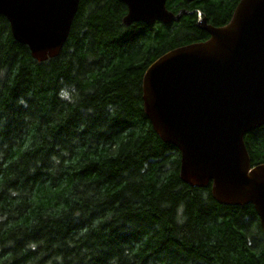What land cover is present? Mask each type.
<instances>
[{
    "label": "trees",
    "instance_id": "1",
    "mask_svg": "<svg viewBox=\"0 0 264 264\" xmlns=\"http://www.w3.org/2000/svg\"><path fill=\"white\" fill-rule=\"evenodd\" d=\"M239 0H166L176 21L125 26L120 0H80L56 57L34 60L0 16V264H264L252 204L180 179L154 132L142 79L206 40ZM244 143L264 164V126Z\"/></svg>",
    "mask_w": 264,
    "mask_h": 264
},
{
    "label": "water",
    "instance_id": "2",
    "mask_svg": "<svg viewBox=\"0 0 264 264\" xmlns=\"http://www.w3.org/2000/svg\"><path fill=\"white\" fill-rule=\"evenodd\" d=\"M80 0H0L13 39L43 62L68 38ZM125 26L176 21L166 0H120ZM194 1V0H186ZM198 27L209 39L171 50L145 70L143 109L154 132L180 152V179L211 185L223 205L252 204L264 237V164L252 167L245 135L264 126V0H239L231 20Z\"/></svg>",
    "mask_w": 264,
    "mask_h": 264
},
{
    "label": "flooded vegetation",
    "instance_id": "3",
    "mask_svg": "<svg viewBox=\"0 0 264 264\" xmlns=\"http://www.w3.org/2000/svg\"><path fill=\"white\" fill-rule=\"evenodd\" d=\"M195 1V0H194ZM197 1V0H196ZM189 2V1H188ZM192 2V1H191ZM162 23V22H160ZM163 24H166V23H163ZM208 25V24H207ZM210 36L206 37V40L209 39ZM205 41V40H204ZM202 42V41H201Z\"/></svg>",
    "mask_w": 264,
    "mask_h": 264
}]
</instances>
